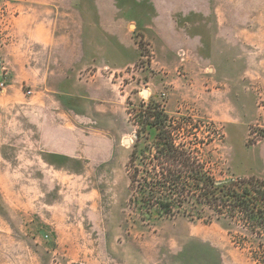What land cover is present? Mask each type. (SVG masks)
Masks as SVG:
<instances>
[{"label": "rangeland", "instance_id": "1", "mask_svg": "<svg viewBox=\"0 0 264 264\" xmlns=\"http://www.w3.org/2000/svg\"><path fill=\"white\" fill-rule=\"evenodd\" d=\"M46 1L0 0V50L17 17H44L49 60L92 61L82 78L97 68L108 76L113 107L107 116L92 100L86 116L83 92L84 114L76 131L65 133L80 172L42 181L38 156L29 158L40 153L32 146L42 140L41 105L35 103V115L27 111L40 85L24 80L0 90L18 99L10 123L0 114V140L31 146L19 150L18 164L0 170V264H255L234 239L243 232L229 220L141 219L127 206L125 166L136 129L127 111L154 101L185 118L186 127L199 126L191 142L213 138L206 150L218 181L264 179V0ZM108 12L114 15L109 44L101 27L89 32L85 20ZM1 66L9 68L3 59ZM210 124L218 136L208 133ZM8 171L20 179H7ZM29 173L37 175L22 179Z\"/></svg>", "mask_w": 264, "mask_h": 264}, {"label": "trees", "instance_id": "2", "mask_svg": "<svg viewBox=\"0 0 264 264\" xmlns=\"http://www.w3.org/2000/svg\"><path fill=\"white\" fill-rule=\"evenodd\" d=\"M127 113L136 128L125 166L128 208L141 219L156 215L229 220L243 232L234 236L236 243L247 250L252 262L264 264V179L218 181L206 150L213 138L191 142L199 126L186 127L185 118L170 116L157 102L141 103ZM210 127L208 133L218 136Z\"/></svg>", "mask_w": 264, "mask_h": 264}, {"label": "crops", "instance_id": "3", "mask_svg": "<svg viewBox=\"0 0 264 264\" xmlns=\"http://www.w3.org/2000/svg\"><path fill=\"white\" fill-rule=\"evenodd\" d=\"M102 0H95V3ZM33 5H48L50 2L46 0H30ZM92 3H94L92 1ZM27 19L17 17L14 20L12 29L10 30V43L4 46L0 51L2 59L6 61L9 68L0 67V75L2 70L6 71V85L11 86L19 82H25L27 85L35 83L40 85L42 90L28 103L27 111L35 115V103L41 105L43 116L42 122V140L39 145L33 144L32 149L40 153L30 152V157L38 156L39 162L42 164L41 172L38 178L42 181L63 180L66 174L75 175L80 172L78 166L81 162L77 159L75 148L71 146L66 139L65 133H74L77 129V119L84 114L82 108L83 92L86 93L88 110L86 116H92L90 102L92 100L100 103L102 109H106L108 116V108L113 107V88L108 81V76L97 68L93 71L88 81L82 78L84 69L95 67L90 63L82 61H56L49 60L51 56V29L47 19L38 18L31 12ZM85 20L91 22L87 31H98L106 35L109 44V37H114V15L108 13L91 14L85 17ZM93 21H101V25H94ZM83 47L80 46V51ZM86 52L91 50L85 48ZM0 58V61H2ZM10 78L8 79V71ZM90 74V73H89ZM97 74L101 75V80ZM1 80V77H0ZM6 86V87H7ZM17 98L11 93L3 92L0 94V114L4 116L5 123H10L9 117L16 110ZM40 109V108H39ZM1 123H3L1 121ZM4 124V123H3ZM35 128V127H34ZM6 131L3 132H7ZM9 132V131H8ZM29 142L15 140H0V170H7L14 164H18L15 160L20 159V151L22 149H31ZM8 150H11L7 153ZM15 161V163H14ZM12 170V169H11ZM40 171V170H39ZM7 179H20L19 176H13L16 172H7ZM22 179L33 180L35 173L26 174Z\"/></svg>", "mask_w": 264, "mask_h": 264}, {"label": "built area", "instance_id": "4", "mask_svg": "<svg viewBox=\"0 0 264 264\" xmlns=\"http://www.w3.org/2000/svg\"><path fill=\"white\" fill-rule=\"evenodd\" d=\"M2 79L0 80V90L4 89L6 87L5 77H6V71L2 70Z\"/></svg>", "mask_w": 264, "mask_h": 264}, {"label": "water", "instance_id": "5", "mask_svg": "<svg viewBox=\"0 0 264 264\" xmlns=\"http://www.w3.org/2000/svg\"><path fill=\"white\" fill-rule=\"evenodd\" d=\"M126 143L128 144V141H126Z\"/></svg>", "mask_w": 264, "mask_h": 264}]
</instances>
